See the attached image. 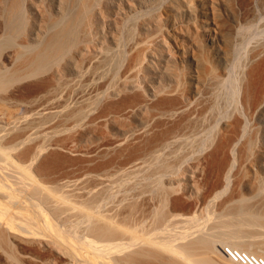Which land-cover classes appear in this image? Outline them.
Masks as SVG:
<instances>
[{
	"label": "bare ground",
	"instance_id": "6f19581e",
	"mask_svg": "<svg viewBox=\"0 0 264 264\" xmlns=\"http://www.w3.org/2000/svg\"><path fill=\"white\" fill-rule=\"evenodd\" d=\"M94 11L87 12L91 20L86 16L92 24L102 15L100 9ZM31 21L24 29L10 22L9 33L0 38V52L12 47L11 58L18 63L7 66L0 59V110L18 103L26 112L21 121L0 124V264H135L145 256L168 264H223L216 261L217 242L242 250L243 243V252L264 261V248L253 249L235 237L243 223L260 221L264 233L260 211L257 216L241 193L258 188L261 181L245 180L242 165L234 172V195L218 203L207 199L210 195L184 202L171 186L177 180L198 188L196 177L202 183L215 177L210 194L228 186L235 158L250 159L251 144L241 140L251 129L245 116L264 119V81L254 82L259 66L242 69L234 80L227 73L209 72L201 88L194 84L191 96L159 80L141 89L139 73L149 76L163 56L158 40H127V49L136 53L120 68L126 54L120 44L70 49V21L57 31V20H51L49 29ZM16 34L23 36L21 41H15ZM233 43H228V56ZM237 55L232 66L242 68ZM166 71L163 82L171 76ZM29 76L26 95L25 90L18 98L8 93L15 81ZM224 93L240 104L232 114L225 109L230 100H224ZM221 120L224 125L217 131ZM103 126L109 133L102 132ZM259 130L264 136V124ZM228 225L230 236L218 238ZM153 229V238L140 239Z\"/></svg>",
	"mask_w": 264,
	"mask_h": 264
},
{
	"label": "rangeland",
	"instance_id": "374dc122",
	"mask_svg": "<svg viewBox=\"0 0 264 264\" xmlns=\"http://www.w3.org/2000/svg\"><path fill=\"white\" fill-rule=\"evenodd\" d=\"M63 1L65 0H0V38L2 37L3 39L4 37L3 34L6 35L9 33L6 30V28L7 26H9L10 22H11L10 26H12V24L13 25L17 24V26L19 27L21 24L19 29H24L26 24L32 20L31 21L32 24L34 23L36 26L43 25L44 26V27L42 26L43 29L46 28L49 29L51 22L52 21L56 22L57 20L60 22L58 26H54V28L56 29L54 30L57 31L58 29L61 28V26L63 27L66 24L65 22L70 21L71 23L70 22L67 23V25L72 24L73 27V29L71 27L72 32H70L69 30L70 34L69 33L67 34L69 35L67 36V39L69 40L70 49L72 48V46L75 48V47L83 46V44L84 46L91 44L90 45L91 47L90 46H89L90 48L88 47L90 50L91 48L101 47V45L103 47H109V46H115L116 44H120L121 49L126 51L125 52L126 54H124L125 56L121 61L120 68L125 67L129 61L127 59H130V57L133 56L132 54L136 53V51L130 52L127 49L126 43L128 41L129 42H131V40L141 41L140 39H142L144 41L151 42L154 40H158L160 42L159 47L163 49L162 52L163 56L161 57L160 60L161 62L159 61L154 65L153 68L154 70H152L153 72L149 74V76L147 75L148 78L147 76L146 78H143L142 76L144 75L139 73V77H138L139 82L137 83H141L140 84L141 89H149V85L154 87L155 85H157V80H159L161 85H164L165 87H169V88H177L179 90L184 91L188 96L189 95L191 96L194 94L193 92L194 84H197L199 88H201L202 86L200 87V85H203V79L205 75L208 74L209 72L217 73L218 75L219 74L226 75L227 73V75H230L229 76L230 79L234 80L235 77H240L239 75H237L239 74V71L244 72L245 70L246 72L247 69H248L247 71H249L252 67H256V65L259 66L258 67L259 71H257L255 74L254 82L257 84H261L264 81V0H66L65 2ZM90 6H92V9ZM98 9L101 10L102 13L100 14L102 15L100 16L97 15V17L99 18L95 20L96 23L93 22L92 24V22L91 23L88 22L87 20L88 17L91 20V16H92V15L88 16V14L89 13L94 14L95 12L94 10H98ZM8 10L9 12H11V14L7 12ZM85 10L86 13L89 11V13H87L86 15L84 13ZM8 13L9 15H7ZM75 15H77V17ZM8 16L11 18H9ZM74 16L76 19L74 18ZM57 18H59L60 20H63V18H65L64 19L65 21H62V23L64 24L61 25V21L58 20ZM70 18L71 20H69ZM72 20L74 21L73 23ZM94 23L96 25H94ZM89 24L91 26H89ZM9 27L7 29H9ZM133 28H135V30ZM244 28H245L244 33L241 34L240 32ZM132 29L135 31V33H133ZM54 30L52 29L50 30V32ZM17 35L18 34H16V36ZM19 35L17 37L15 36L16 42L22 40L23 36H21V34ZM120 37H122L121 38L122 43L120 41L121 40ZM117 38L119 39L118 41ZM88 39H90V41ZM229 41L232 43L234 42L233 44H235V49H234L235 51L237 50V48L239 49L236 53L233 50V53H235L236 55L239 54V56L237 55V57H239L238 60H240L238 63L242 68H238V65L236 66L237 68L233 67L235 66L233 65L234 61L237 59H235L236 55L233 54L232 51H230L233 54L231 56L232 59L230 58L231 53L229 54V56L226 53L228 51L227 48ZM95 43L97 45L98 44L100 45L96 47ZM236 43L241 44V46L239 44L237 45ZM13 50L14 49H12V47L10 49L9 46L8 47L6 46L0 52V59L4 64H7V66H11V65L17 66L16 64H18L15 58L14 60H12V58L14 57V54L12 53L14 52ZM127 51L130 52L131 54H128ZM258 52L261 53L259 54ZM226 55L228 58L226 57ZM253 55L255 57H253ZM229 58L231 59L230 62L228 60ZM15 61L16 64H14ZM165 67H167L169 70ZM230 67L233 68L230 69ZM166 69L169 72L166 71ZM164 70L166 71V73L167 72L169 73V76L170 75L171 76L170 79L166 78L165 81L163 82L161 78L165 76ZM151 75L152 76L154 75V77H151ZM19 79L20 82H22L21 78ZM18 80L17 83L16 81L14 83L12 82L14 87L9 85L11 90L15 91L16 93L11 92V90H9L10 88L8 87V93L9 94L13 93V96L17 98L23 95L22 94L23 90H25L24 92H26L25 87H27L28 84L32 81V78H30V76L29 79H27V77L25 79L24 77H22V80H24L22 83H20ZM25 83L27 84L26 86H24ZM228 83L226 84L227 89L225 88L226 92L230 90L229 89L230 83L229 84ZM197 85L196 87H198ZM19 86L21 88H18L17 90V87ZM22 87H24L25 89H23ZM19 89H21L22 91L21 90L19 91ZM18 92L21 93L19 94ZM26 94L27 92L25 93V95ZM224 96H226L225 93ZM227 97L228 96L224 97L226 99L224 98L223 99L224 100L229 99V97L228 98ZM222 98H220L221 101L219 100L220 102L219 106L221 107L224 106L223 104L224 100ZM232 101L234 100H230V102L228 100L225 101L226 102L225 109L236 110L237 106L235 105L236 103L238 104V102H236L235 100V102L232 103ZM6 105L8 106L7 108H4L3 111L0 110L1 125L8 126V123H10L11 121L18 122L24 118L26 112L25 109H23V106H20L18 103H7ZM239 107L240 104H238V108ZM232 110L227 112H230V114H232L231 113ZM228 114L229 113H227L226 116L232 118L233 115L229 116L230 114L229 115ZM249 116L250 115L245 117L246 119H249L247 120V123L249 125L248 127L251 126V129L249 128L250 132L248 131V133L251 136V138L249 137V135L246 134L245 135L246 139H242L241 141H243L244 143L245 140L247 141L249 140L248 145L251 144V146H253V147L250 146V148L247 147L248 150L252 151L249 152L251 156L248 153L250 159L246 160L245 162H240L242 160H239L238 157L237 159L236 158L234 159L235 165L233 166L235 167L232 168V172L229 177L230 182L228 186L226 188L224 187L217 188L209 194L211 185L217 182V178L215 177L209 179L206 183H202L201 179L196 177L195 179L197 181L198 188L190 187L189 185L185 184L184 181L178 182L177 180H175L174 182L171 183V186L175 190L174 196L181 197V199L184 202H189V200H195L197 195L199 197L210 195L207 197V199L212 198L213 202L215 201L217 203L229 199L231 196L234 195L232 188L233 181L234 180L236 181V179H233L234 172L237 168H239V166L242 165L241 167L244 171V172L242 171V176L244 175L245 177H247V179L245 178V180H248L249 178H250L249 180H253L256 177V179L258 178L259 182L261 181V184L259 183L260 185H258V188L255 187L252 189L251 188L249 189L246 188L244 190L242 189L241 193L243 197L245 196L247 198L246 199L244 197L245 199L244 202L246 204L249 203V205H251L250 207H252L254 210H257L258 212V214H256L257 216L259 215V211H260V214L262 215L260 216L263 219V221L261 222H264V210H263V206H264L263 205L264 204V140H263L264 138L263 137L264 136L261 135L262 134L261 132H259L260 127L264 124L263 122L264 119H258L255 118L254 116L253 117H249ZM231 118L227 119L226 117V120H229ZM222 125H224V121L221 120L219 121L216 130L219 131V129H222L223 127ZM102 132L109 133V128L107 126H103ZM247 138H250L251 142L250 139ZM88 141H87L88 143H91L89 139ZM252 141L255 143H253ZM87 142L83 141L82 144L87 145L88 144ZM209 151H210V147H208L207 149L205 148L203 154L205 155ZM215 195L216 197H214ZM260 203H263L262 206H260ZM216 213H218L217 210ZM260 216L258 217L257 221L262 220L260 219ZM226 217L227 216H225V218ZM203 218H207V213L204 214ZM230 222L231 220H229V223ZM259 222L256 223L257 225L252 223H251L252 225L251 224L247 225V223L242 224L243 226L246 225L245 228L244 227L240 228V231L238 232V236H235L238 237L237 239L240 241V243L247 242L244 244L247 245L252 244L251 247L253 249L264 248L262 247L264 246V233H262L263 230L261 229L262 230L261 232L262 235H261L260 233L261 230L259 231L258 229V224H260ZM232 227L234 228V226ZM151 228L152 227H150L149 229ZM228 228L230 230L231 227H229V225L227 227L226 226L222 227L217 233L218 238L229 237L230 235H228V231H229ZM177 229L182 230L183 228L178 226ZM250 229L252 231L249 232ZM156 230L157 229H153L147 232V234H140L139 235L140 239L144 241L146 239L153 238L155 236L154 231ZM256 230L258 231L256 232ZM254 232H256L257 234L259 232V235H257ZM248 234H250V236ZM237 239L235 238L236 244L239 243ZM257 241L258 244L260 242L261 245L258 244H256V246L255 244L253 245V243L254 242L257 243ZM240 246L243 247V250L246 251L245 249L246 247L243 246V243H241ZM229 247L230 245L228 246L227 244L223 245L220 242L216 243L215 245V248L217 250V254L215 256L216 261L218 259L220 262L222 261L221 263L223 264L226 263L240 264L239 263L240 256L245 257L247 259L252 258V259H257L258 261L259 260L263 261L262 258L258 259V257H256L253 253L251 254L245 251L243 252L242 248L240 247H238L240 251L237 248V246L236 248H234L235 246L230 247L231 249ZM226 250H228L231 253H229L228 251L226 252ZM228 253L230 255H228ZM235 253H238L240 255L239 257H236V260H234L235 256L232 255ZM68 258H70V256L64 257L60 261L67 260ZM142 258L143 259L141 260L139 259L140 261L137 260L135 264H168L158 260L157 258L154 259L151 256L149 257L145 256V258L144 257ZM55 263L58 264V260H55Z\"/></svg>",
	"mask_w": 264,
	"mask_h": 264
},
{
	"label": "built area",
	"instance_id": "2783aa9c",
	"mask_svg": "<svg viewBox=\"0 0 264 264\" xmlns=\"http://www.w3.org/2000/svg\"><path fill=\"white\" fill-rule=\"evenodd\" d=\"M228 250H226L227 252ZM229 252V251H228ZM233 256H235L234 260H236V257H239L240 255L238 253H235V254H232ZM245 256V255H244ZM238 261V260H237ZM239 263L240 264H264L263 261L261 260H257V259H252V258H245V257H242L240 256V260H239Z\"/></svg>",
	"mask_w": 264,
	"mask_h": 264
}]
</instances>
